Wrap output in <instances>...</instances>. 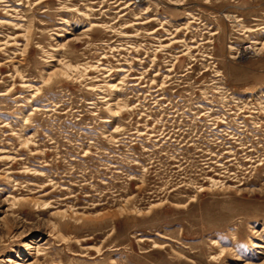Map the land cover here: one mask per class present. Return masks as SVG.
Returning a JSON list of instances; mask_svg holds the SVG:
<instances>
[{
  "label": "rangeland",
  "instance_id": "1",
  "mask_svg": "<svg viewBox=\"0 0 264 264\" xmlns=\"http://www.w3.org/2000/svg\"><path fill=\"white\" fill-rule=\"evenodd\" d=\"M0 264H264V0H0Z\"/></svg>",
  "mask_w": 264,
  "mask_h": 264
},
{
  "label": "bare ground",
  "instance_id": "2",
  "mask_svg": "<svg viewBox=\"0 0 264 264\" xmlns=\"http://www.w3.org/2000/svg\"><path fill=\"white\" fill-rule=\"evenodd\" d=\"M258 47V46H256ZM260 48V47H259ZM259 48H255L253 45H247L242 51H240L241 53H244L245 55H248L251 53L252 49L258 50ZM242 56V55H241ZM245 57V56H244ZM224 251V249H222Z\"/></svg>",
  "mask_w": 264,
  "mask_h": 264
}]
</instances>
